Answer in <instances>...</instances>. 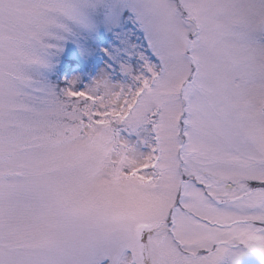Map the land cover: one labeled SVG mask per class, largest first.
<instances>
[{
    "label": "snow or ice",
    "instance_id": "6c2138e0",
    "mask_svg": "<svg viewBox=\"0 0 264 264\" xmlns=\"http://www.w3.org/2000/svg\"><path fill=\"white\" fill-rule=\"evenodd\" d=\"M169 9L134 87L57 94L27 68L72 6L0 0V264L264 259V0Z\"/></svg>",
    "mask_w": 264,
    "mask_h": 264
},
{
    "label": "rangeland",
    "instance_id": "374dc122",
    "mask_svg": "<svg viewBox=\"0 0 264 264\" xmlns=\"http://www.w3.org/2000/svg\"><path fill=\"white\" fill-rule=\"evenodd\" d=\"M64 2L72 6V14L56 19L50 29L41 50L44 62L27 68L37 86L62 94L75 78L77 90L94 87L97 81L114 88L134 87L137 75L160 63L156 38L169 15L170 0ZM135 34L142 39L133 40ZM72 60L76 65L68 69ZM222 264H232L231 255H225ZM240 264H264V259L248 248Z\"/></svg>",
    "mask_w": 264,
    "mask_h": 264
},
{
    "label": "trees",
    "instance_id": "16d2710c",
    "mask_svg": "<svg viewBox=\"0 0 264 264\" xmlns=\"http://www.w3.org/2000/svg\"><path fill=\"white\" fill-rule=\"evenodd\" d=\"M134 37H135L136 39H138V40H139V39H140V40L142 39V37L139 36V35H137V34H135V35L133 36V40L135 39ZM143 43H144V42H143ZM73 61H74V60H72L71 63L68 65V67H67L68 69H69V68H72V66H75V65H76V62H73Z\"/></svg>",
    "mask_w": 264,
    "mask_h": 264
}]
</instances>
